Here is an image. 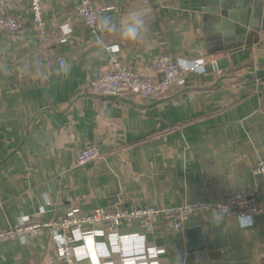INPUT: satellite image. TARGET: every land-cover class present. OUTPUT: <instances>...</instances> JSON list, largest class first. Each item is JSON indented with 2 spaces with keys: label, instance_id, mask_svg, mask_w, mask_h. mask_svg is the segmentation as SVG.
Segmentation results:
<instances>
[{
  "label": "crops",
  "instance_id": "crops-1",
  "mask_svg": "<svg viewBox=\"0 0 264 264\" xmlns=\"http://www.w3.org/2000/svg\"><path fill=\"white\" fill-rule=\"evenodd\" d=\"M92 2L110 18L97 33L76 14V0H42L46 27L71 30L44 50L28 4L2 9L22 27L0 31V230L24 216L59 220L71 208H161L254 193L263 211L246 222L206 211L192 214L180 232L156 219L152 228L133 222L117 233L130 256L156 246L159 264H183L180 247L200 227L211 264H264V176L253 173L264 160V79L248 76L264 57V0H149L129 18L138 0ZM107 45L118 47L124 66L153 80L160 54L179 63L205 58L206 66L155 100L103 96L89 82L112 68ZM90 144L101 157L77 166ZM115 233L73 234L77 263L88 264L83 245L98 244L106 264H119ZM0 264L64 262L45 230L27 242H1Z\"/></svg>",
  "mask_w": 264,
  "mask_h": 264
},
{
  "label": "built area",
  "instance_id": "built-area-1",
  "mask_svg": "<svg viewBox=\"0 0 264 264\" xmlns=\"http://www.w3.org/2000/svg\"><path fill=\"white\" fill-rule=\"evenodd\" d=\"M76 1V14L90 27L92 32H101L108 26L110 18L103 8L96 6L92 0ZM22 4H28L31 9L33 30L37 46L40 49L44 50L50 45L61 43L67 39L70 29L61 27L59 30L52 31L46 27L42 0H0V31L15 33L21 29L20 21L11 14L3 13L2 9L7 5L20 6ZM105 50L112 68L89 82L93 91L103 96L131 94L143 100H155L161 98L170 89L185 84L186 77L190 72H202L206 66L205 58L179 63L168 54H160L153 60V66L159 78L153 80L124 66L119 59L116 45H107ZM60 64L63 65L64 61H60ZM100 157L99 147L96 144H90L79 152L75 163L77 166H81ZM253 173L264 176V160L258 161L253 168ZM206 211H210L218 217L228 213L245 217L262 212L263 206L254 193L236 192L222 201L195 200L178 206L161 208L134 205L112 209L95 208L90 212H79L71 208L59 220L39 221L24 216L14 226L0 230V243L14 239L27 242L28 239L38 237L45 230H49L57 243L59 256L64 264H78L77 258H80L81 254H78L72 245L73 234L86 240V235L94 238L106 227L116 232L115 247L120 256L119 264L144 261L149 257L153 259V264H159L157 257L161 249L156 246H152L149 253L128 255L125 241L117 233V228L122 224L133 222L152 228L153 222L160 219L174 231L180 232L183 231L186 221L192 214ZM84 226L89 228L87 232L81 229ZM101 251L98 244L92 247L83 245L81 253L87 259L88 264H106L104 257L99 255ZM107 252L109 253V251Z\"/></svg>",
  "mask_w": 264,
  "mask_h": 264
},
{
  "label": "water",
  "instance_id": "water-1",
  "mask_svg": "<svg viewBox=\"0 0 264 264\" xmlns=\"http://www.w3.org/2000/svg\"><path fill=\"white\" fill-rule=\"evenodd\" d=\"M139 2L136 5H130L128 9V18L134 12L135 6H138L141 9L149 7V2L144 0H138ZM194 5L203 4V0H192ZM137 7V8H138ZM137 16V15H136ZM257 68L252 74H248L249 77H256L259 80L264 79V57H258L256 60ZM195 234V240L193 242H185L183 246L180 247V250L185 252L183 264H211L212 253L205 250L204 243L202 241V231L200 227H197L195 230L191 231Z\"/></svg>",
  "mask_w": 264,
  "mask_h": 264
},
{
  "label": "clouds",
  "instance_id": "clouds-1",
  "mask_svg": "<svg viewBox=\"0 0 264 264\" xmlns=\"http://www.w3.org/2000/svg\"><path fill=\"white\" fill-rule=\"evenodd\" d=\"M250 218L244 217L243 215L241 216V221L242 222H246L247 220H249Z\"/></svg>",
  "mask_w": 264,
  "mask_h": 264
}]
</instances>
